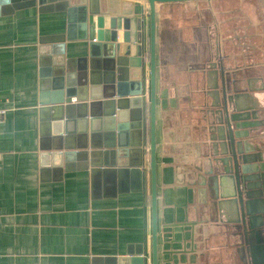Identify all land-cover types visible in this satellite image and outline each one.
I'll list each match as a JSON object with an SVG mask.
<instances>
[{
	"label": "crops",
	"instance_id": "0c3cea01",
	"mask_svg": "<svg viewBox=\"0 0 264 264\" xmlns=\"http://www.w3.org/2000/svg\"><path fill=\"white\" fill-rule=\"evenodd\" d=\"M143 27L147 41L146 16ZM65 28L63 12L31 7L0 15V264H110L141 247L149 259L148 151L143 168L66 171L40 163L38 47ZM85 48L66 44V59L85 55ZM216 49L230 69L247 71L251 88L264 87L263 0L156 5L157 264H238L229 226L220 224L198 176L206 91L198 64L215 62Z\"/></svg>",
	"mask_w": 264,
	"mask_h": 264
},
{
	"label": "water",
	"instance_id": "95a60500",
	"mask_svg": "<svg viewBox=\"0 0 264 264\" xmlns=\"http://www.w3.org/2000/svg\"><path fill=\"white\" fill-rule=\"evenodd\" d=\"M198 1L212 0H0V15L31 7L40 14H66L65 33L49 35L38 47L40 163L66 171L143 168L149 152V259L141 247L135 257L128 254L110 264H157L155 7ZM79 42L86 43L85 55L66 59V44ZM215 55L216 61L201 69L206 91L198 178L220 224L229 226L238 264H264V87L251 88L247 71L230 69L217 49Z\"/></svg>",
	"mask_w": 264,
	"mask_h": 264
},
{
	"label": "flooded vegetation",
	"instance_id": "af4514ba",
	"mask_svg": "<svg viewBox=\"0 0 264 264\" xmlns=\"http://www.w3.org/2000/svg\"><path fill=\"white\" fill-rule=\"evenodd\" d=\"M198 65L200 66L201 69H203L206 66V64H204L202 61H200Z\"/></svg>",
	"mask_w": 264,
	"mask_h": 264
},
{
	"label": "rangeland",
	"instance_id": "374dc122",
	"mask_svg": "<svg viewBox=\"0 0 264 264\" xmlns=\"http://www.w3.org/2000/svg\"><path fill=\"white\" fill-rule=\"evenodd\" d=\"M234 7L236 8L235 4H232V3L229 4V6H228V8H229L230 10H233Z\"/></svg>",
	"mask_w": 264,
	"mask_h": 264
},
{
	"label": "built area",
	"instance_id": "2783aa9c",
	"mask_svg": "<svg viewBox=\"0 0 264 264\" xmlns=\"http://www.w3.org/2000/svg\"><path fill=\"white\" fill-rule=\"evenodd\" d=\"M107 29V28H106Z\"/></svg>",
	"mask_w": 264,
	"mask_h": 264
}]
</instances>
